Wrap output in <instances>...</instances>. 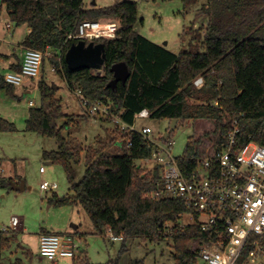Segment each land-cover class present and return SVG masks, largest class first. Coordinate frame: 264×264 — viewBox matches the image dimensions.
<instances>
[{
	"label": "trees",
	"instance_id": "16d2710c",
	"mask_svg": "<svg viewBox=\"0 0 264 264\" xmlns=\"http://www.w3.org/2000/svg\"><path fill=\"white\" fill-rule=\"evenodd\" d=\"M181 1L185 11L202 6L207 26H189L183 34L192 38L188 48L179 54L136 30L141 22L137 2L85 9L84 0H0V17L7 9L15 25L30 28L24 41L26 48L62 50V64L57 72L68 87L90 102L110 104L114 114L121 116L128 126L135 125L136 116L143 110L156 120L178 119V124L204 122L206 128L189 138L184 154L178 157L188 175L197 168L192 158L199 156L204 140L218 139L219 144L224 143L235 121L239 125V147L250 141L264 144V0ZM101 18H112L120 24L116 39L99 41L106 48L103 73H94L89 68L70 70L66 53L79 41L67 40L68 34L85 19ZM48 60L51 65L57 63ZM119 62L127 63L131 76L125 85L119 83L115 89L109 88L114 78L111 68ZM200 76L205 84L197 89L194 81ZM42 77L37 83L41 105L30 109L26 131L57 141L58 149L45 152L44 158L64 168L73 192L72 196L64 197L54 194L51 203L80 204L91 218L96 234L123 236L119 256L105 264H120L129 240L166 238L173 240L175 264H198L201 258L193 251L194 242L210 243L215 236L195 223L180 225L188 213L183 200L147 196L156 190L159 174L156 172L150 178L137 164L152 156V149L143 137L134 131L121 130L113 119L105 118L115 128L104 137L98 136L97 146L85 149L72 134L86 117L65 114L56 90ZM14 89L1 78L0 93L6 91L18 99ZM64 119L65 123L59 125ZM16 131L14 123L0 119V132ZM118 139L121 143H117ZM113 145H118L120 152L109 151ZM83 153L86 171L81 181L76 182L75 166L81 163ZM7 184L0 178V185ZM169 224L173 226L169 228ZM18 241L17 232L0 230V264H5L3 253ZM13 264L23 262L17 260ZM74 264L92 263L85 256ZM130 264L146 262L135 259Z\"/></svg>",
	"mask_w": 264,
	"mask_h": 264
},
{
	"label": "rangeland",
	"instance_id": "374dc122",
	"mask_svg": "<svg viewBox=\"0 0 264 264\" xmlns=\"http://www.w3.org/2000/svg\"><path fill=\"white\" fill-rule=\"evenodd\" d=\"M128 1L138 3L141 22L136 30L145 38L175 54L188 48L192 36L183 33L189 26L192 24H195L196 28L207 26V19L201 14L202 6L185 11L181 0H84V7L90 9L95 2L96 7L104 8ZM99 20L117 21L112 18ZM10 21L5 15L0 18V41L6 38L12 44L18 45L24 37L23 31L26 27L14 26V36H8L4 25ZM10 48H13L11 44L0 43V51L5 52ZM44 65L45 75L42 78L49 85L56 87L57 97L62 99L64 113L86 117L79 121L80 127L72 136L82 143L85 149L97 146V137L106 136L108 131L115 128V124L103 117L90 115L78 94L68 87L64 77L52 71L48 59ZM93 72L103 73V68ZM31 101L35 103V107L41 105L38 86L34 87L24 100L13 98L6 91L0 93V117L13 122L17 128L16 132H0V178L8 182L6 186L0 185V230L7 229L14 216L23 224L20 233L14 231L18 233L19 241L13 243L4 253L6 263L21 260L23 264H74L86 256L92 264H105L111 259H116L120 254L122 241L112 240L109 232L103 236L96 234L92 220L82 205L56 206L51 203L54 194L64 197L72 196L73 192L64 168L44 158L45 152L58 149L57 141L26 131V117L30 114ZM64 123L65 119L59 121V125ZM135 126L137 129L151 127L156 138L169 133L170 141L173 143L172 153L177 158L184 154L189 138L206 128L204 122L185 121L179 122L176 129L170 131L169 120H156L150 117L137 118ZM64 135L68 136L69 132L65 131ZM212 143L213 141L205 139L203 148H208ZM118 149V145H113L109 151L120 152ZM84 155L85 153L81 163L75 166L76 182L81 181L86 171ZM143 166V172L151 178V165L143 163ZM41 168L45 170L43 173ZM21 181H25L26 189L15 190L14 183ZM43 182L56 183L58 188L55 191H43L41 189ZM147 196L151 197V193ZM192 223L189 214L184 215L180 221L182 227ZM172 226L169 224V228ZM42 232L72 236L77 244L76 257L59 258L54 263L43 258L40 255ZM127 246L128 251L121 257L120 264H130L135 259H145L146 264H175V250L171 238L153 241L132 239ZM241 260V264H248L246 258ZM198 264L204 262L200 260Z\"/></svg>",
	"mask_w": 264,
	"mask_h": 264
},
{
	"label": "built area",
	"instance_id": "2783aa9c",
	"mask_svg": "<svg viewBox=\"0 0 264 264\" xmlns=\"http://www.w3.org/2000/svg\"><path fill=\"white\" fill-rule=\"evenodd\" d=\"M14 26L15 23L10 21L6 29L11 32ZM119 28L118 21L85 19L68 34L67 40L100 43V40L116 39ZM46 59L57 62L51 65L52 71L57 72L62 64V50L25 48L20 72L7 73L5 82L15 87L29 81L38 83ZM204 84L202 76L194 81L197 89ZM76 93L90 115L111 118L121 130L134 131L143 137L152 149V156L138 165L143 168V163L150 164L151 178L156 172L159 174L157 188L151 197L183 200L192 224L215 236L210 243L197 240L193 244V251L205 264H241L242 258H246L248 264H264V144L250 141L239 147V125L235 121L224 143L219 144L217 139L208 148L201 147L199 156L192 158L197 168L187 175L172 153L170 135L156 138L151 127L128 126L121 116L114 114L110 104L90 102L80 92ZM30 104L35 106L33 101ZM215 105L219 106V102ZM148 117L147 110L136 116ZM120 140L117 143H121ZM44 171L41 168V172ZM57 188L56 183L41 184V189L46 192ZM21 225V220L14 216L10 226L3 231H17ZM111 239L122 241L123 236L111 234ZM76 251L77 244L72 236L40 235V255L53 263L59 258H75Z\"/></svg>",
	"mask_w": 264,
	"mask_h": 264
},
{
	"label": "water",
	"instance_id": "95a60500",
	"mask_svg": "<svg viewBox=\"0 0 264 264\" xmlns=\"http://www.w3.org/2000/svg\"><path fill=\"white\" fill-rule=\"evenodd\" d=\"M95 5V2L93 3ZM106 62V48L103 43L90 42L87 44L80 41L73 44L66 53V63L70 70L89 68L99 70L104 67ZM111 72L114 75L113 80L108 84L109 88L115 89L119 83L126 84L131 76L129 66L126 62H119L112 66ZM56 90V87L53 86ZM178 124V119L171 121L170 131H174ZM170 135L165 134V138ZM13 188L17 191L26 189L25 181L14 183Z\"/></svg>",
	"mask_w": 264,
	"mask_h": 264
},
{
	"label": "crops",
	"instance_id": "0c3cea01",
	"mask_svg": "<svg viewBox=\"0 0 264 264\" xmlns=\"http://www.w3.org/2000/svg\"><path fill=\"white\" fill-rule=\"evenodd\" d=\"M96 6V4L94 5ZM2 15H5L9 20H11L10 18V15H9V12L7 9H4L3 10V13ZM1 15V17H2ZM0 17V18H1ZM8 22L5 23L4 25V28L5 30L7 31L8 33V36H14L13 35V32L15 31L14 28L12 29L11 32H9L7 29H6V24ZM15 27H18L17 25H15ZM25 31H23V35L24 37L21 39V42L18 44V45H14L12 44L11 42L7 41V39H3L0 41V43H8V44H11L13 46V48L11 49H7L5 50V52H2L0 51V80L1 78H4V76L9 73V72H20V69H21V64H22V59H23V54H24V50H25V46H24V41L25 39L28 37V35L30 34L31 30L30 28L25 25ZM43 74L45 75V65H44V70H43ZM43 76V75H42ZM37 86V83L33 82V81H29V82H26L25 84L21 85V86H18V87H15L14 89V94L17 96V98L19 100H24L25 97L27 95H29L33 88ZM62 100V99H61ZM31 103V102H30ZM29 103V107L30 109L31 108H34L35 106H31V104ZM30 112V111H29ZM28 117H29V114H28ZM28 117H26V120L28 119ZM0 119H4L2 117H0ZM4 120H7V119H4ZM8 121V120H7ZM10 122V121H9ZM13 123V122H11ZM23 225V224H22ZM22 225L21 227L18 228V233H20V231L23 230L22 228ZM78 227H76L77 229ZM42 233H50V232H42ZM131 241V240H129ZM128 241V242H129ZM127 242V243H128ZM128 247V246H127ZM5 253V252H4ZM4 253H3V263L7 264L6 261H5V257H4ZM9 264H13L12 262L9 263Z\"/></svg>",
	"mask_w": 264,
	"mask_h": 264
}]
</instances>
